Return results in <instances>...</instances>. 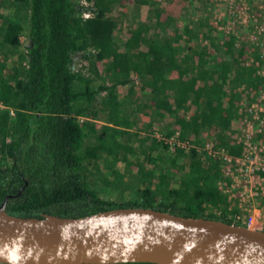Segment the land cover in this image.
I'll return each mask as SVG.
<instances>
[{
	"label": "trees",
	"instance_id": "obj_1",
	"mask_svg": "<svg viewBox=\"0 0 264 264\" xmlns=\"http://www.w3.org/2000/svg\"><path fill=\"white\" fill-rule=\"evenodd\" d=\"M192 3L89 0L93 14L82 18L78 0H0V203L7 195L8 213L142 206L239 223L218 189L220 160L193 145L211 138L239 153L234 133L263 82L264 57L235 31L190 17ZM138 112L168 120L163 135L178 130L192 145L169 151L148 125V135L132 132L137 145L125 140ZM100 155L110 159L108 174Z\"/></svg>",
	"mask_w": 264,
	"mask_h": 264
},
{
	"label": "water",
	"instance_id": "obj_2",
	"mask_svg": "<svg viewBox=\"0 0 264 264\" xmlns=\"http://www.w3.org/2000/svg\"><path fill=\"white\" fill-rule=\"evenodd\" d=\"M19 192V191H18ZM0 203V264H264V230L142 206L20 216Z\"/></svg>",
	"mask_w": 264,
	"mask_h": 264
},
{
	"label": "built area",
	"instance_id": "obj_3",
	"mask_svg": "<svg viewBox=\"0 0 264 264\" xmlns=\"http://www.w3.org/2000/svg\"><path fill=\"white\" fill-rule=\"evenodd\" d=\"M78 1L84 7L80 16L90 17L93 11L87 8L89 0ZM222 2L225 3L230 16L238 17L239 23L245 26L250 22L249 40L262 48L259 54L264 57V0ZM229 28L226 27L224 31L229 32ZM82 68L80 61L73 67L75 71ZM256 72L262 76L263 82L245 106L240 127L234 133L237 143L241 146L239 153H228L223 146H215L211 138L193 146L197 151H204L220 160L224 178H220L217 185L227 197V208L236 209L231 213L233 218L249 228L264 230V59ZM161 136L159 138L168 145L169 151H173L175 147L185 149L192 145L188 138L179 136L178 130L168 136ZM215 212L219 210L216 209Z\"/></svg>",
	"mask_w": 264,
	"mask_h": 264
},
{
	"label": "rangeland",
	"instance_id": "obj_4",
	"mask_svg": "<svg viewBox=\"0 0 264 264\" xmlns=\"http://www.w3.org/2000/svg\"><path fill=\"white\" fill-rule=\"evenodd\" d=\"M188 10H189L190 17L195 18L196 15H198V14L205 15L206 18L214 24V26L216 27L217 30L224 31L225 28L229 26L230 28L228 31H235L236 33H238L237 38L241 39V37H242L244 40L250 41L249 35H248V30L250 28L249 25H251L250 22L244 26L243 24L238 22V17L236 15L230 16L228 14L227 7H226L225 3L222 2V0H193V3L189 6ZM22 37H25L24 33L22 34ZM254 44L258 46L257 43H254ZM262 46H264V45H262ZM156 126H157L156 130L154 132H150L151 133L150 135L154 136V137H162L161 135H163V133L166 131L165 130L166 128L160 122H158L156 124ZM138 135L141 136L144 134L140 133ZM123 138L125 140H127V138L129 140L132 139V137H128V136H124ZM208 139H210V138H208ZM135 154L139 158H142V153L140 152V150L137 149V151H135ZM107 159L110 160L108 157L107 158L104 157V155H100V157H99L100 168L106 174L109 173V169L106 166H104V163L106 164L105 160H107ZM115 167H118L119 169L123 170L125 168L124 162L121 160H117L115 162ZM90 177L91 178L94 177L92 173H90ZM218 189L220 190V188H218ZM220 192L225 196V198L227 200L226 195L221 190H220ZM105 196L111 197V198H126V197H128V194L123 192L122 195H119V194L116 195L114 192L111 193V191H110L109 193L108 192L105 193Z\"/></svg>",
	"mask_w": 264,
	"mask_h": 264
},
{
	"label": "crops",
	"instance_id": "obj_5",
	"mask_svg": "<svg viewBox=\"0 0 264 264\" xmlns=\"http://www.w3.org/2000/svg\"><path fill=\"white\" fill-rule=\"evenodd\" d=\"M143 97L142 100L143 102H146V100L148 99L147 95L146 96H141ZM148 102V101H147ZM144 113L142 112H138L136 114H134L133 116V119L136 121H134V123H132L131 125H134L133 127H129L127 131H129L128 133V137H132V140L135 138L134 137V134L132 132H136V134H140V133H143V134H149V130L147 127L150 128V130H152L153 132L156 130L157 126L156 124L158 122H160L161 124H164L166 122H168V120H164L163 118H159V116H143ZM170 120V119H169ZM100 122V120H99ZM148 125V126H147ZM145 126H147L145 128ZM140 127H143V128H140ZM133 134V135H132ZM151 134V133H150ZM132 135V136H131ZM128 140V138H127ZM131 139L128 140L129 142L132 141ZM133 143L134 145H137V140H133Z\"/></svg>",
	"mask_w": 264,
	"mask_h": 264
}]
</instances>
